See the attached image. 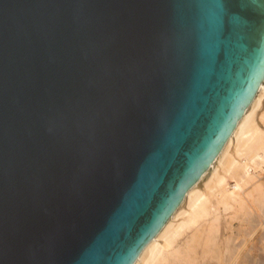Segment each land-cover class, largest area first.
Listing matches in <instances>:
<instances>
[{
    "label": "water",
    "instance_id": "water-1",
    "mask_svg": "<svg viewBox=\"0 0 264 264\" xmlns=\"http://www.w3.org/2000/svg\"><path fill=\"white\" fill-rule=\"evenodd\" d=\"M264 82V0H0V264H135Z\"/></svg>",
    "mask_w": 264,
    "mask_h": 264
},
{
    "label": "bare ground",
    "instance_id": "bare-ground-1",
    "mask_svg": "<svg viewBox=\"0 0 264 264\" xmlns=\"http://www.w3.org/2000/svg\"><path fill=\"white\" fill-rule=\"evenodd\" d=\"M263 91L264 90L262 87L261 91H258V93L256 94V97L253 99L250 111H244V118H243V121L240 123L239 132L233 133L231 136L228 137L224 150L218 155L213 171L203 173L202 183L204 184V187H203L204 191L201 192V190H198L197 188L199 184H195V190L184 193L183 202H185L186 209L181 210L179 213L175 212V214H173L170 217V221L166 225V230L158 233L148 243V248L136 260L135 264H149L151 259L160 250H163V249L168 250L169 248H171L175 240L182 234V232L185 229L189 228L192 225H196L198 220L200 219L202 220V218L204 219V217L207 215V210H208L207 203H209L208 201L211 202V200H209L210 196L214 194H218L220 200H223L225 202L228 201V203L229 201L231 202L236 201L235 198L239 196V193L237 191L242 190L243 186L248 184V181L250 180V176H251V170L253 169L255 170V168L257 167L256 162L259 160L260 163L264 164V134L262 133V131L260 130V128L257 126V124L254 122V119H253V113L259 105ZM261 115H262L261 120L264 123V113ZM229 179H232L234 182V185L232 186V188L235 192L234 191L228 192L227 190L228 181H230ZM200 185L202 186V184ZM252 192L254 193L257 192V197L254 198L252 196L254 198L252 200V205H248V206L246 205L245 214H248L249 216H251L249 218L250 219L249 226L252 228V230H254L257 227V223L259 219L264 217V187L257 185L254 187V190H252ZM252 192H248L246 196L251 197V195H253ZM247 197L245 198L246 200H247ZM220 200L218 202H220ZM218 202L217 204H219ZM248 203L251 204L249 201ZM214 205H216V203ZM251 206H254L253 209H255L256 213L258 214L257 217L253 216V214L255 213L253 214L251 213V209H252ZM213 208H215V206H213ZM210 212L212 213V211ZM238 216H241V215H238ZM178 218L180 221L178 220ZM176 219L179 222L176 221ZM243 224H246V222ZM262 226L263 224L261 223L259 224L258 227H262ZM209 232H207L210 235L208 238L204 237V239H201L200 236L202 233H200L199 237L196 235L194 236L192 234L191 236H194V237L189 239L191 242L188 240V242H190L191 244L192 243L198 244L199 242L203 241L204 250L202 248L201 249L203 250L204 255L205 254L209 255L208 257L205 256L206 257V258L204 257L205 260L200 261V263H198L197 261L196 264L197 263L198 264H264V230L260 234L259 239L257 238L261 245L258 250L259 251L261 250V252H259V254H255L256 251L254 250V247H249L248 249H246V251L243 253L242 256L238 255V253H240L239 251L241 250V248H244L245 246L242 245V247H239L233 244L232 245L229 244L230 245L229 246L228 242L224 244L227 255L223 256V254H221V252L219 251V248H218L219 246L216 241L217 230L215 228H212ZM248 237H250V234L248 235ZM231 242L235 243L234 240ZM256 247H259V246H256ZM169 252L168 254H170V256H173L175 253L177 254L179 253L177 251H174L171 253ZM188 252H189V249H188ZM191 252L192 251H190V253ZM186 255H187L186 258L188 260V262L186 260L187 264H194L196 259L191 257L189 254H186ZM156 257H159V255H157ZM255 257L256 259L253 260Z\"/></svg>",
    "mask_w": 264,
    "mask_h": 264
},
{
    "label": "rangeland",
    "instance_id": "rangeland-1",
    "mask_svg": "<svg viewBox=\"0 0 264 264\" xmlns=\"http://www.w3.org/2000/svg\"><path fill=\"white\" fill-rule=\"evenodd\" d=\"M262 87H263V90H264V82H263ZM257 93H258V91H256V93L254 95V98L256 97ZM263 113H264V91H263V93L261 95V99H260L259 105H258L257 109H255V111L253 113L254 122L257 124V126L260 128V130L264 134V123L261 120V116H262L261 114H263ZM256 166L257 167L255 168V170L254 169L251 170V176H250V180L248 181V184L243 186L242 190H238L237 191L239 193V196L235 198L236 199V201H234L235 203L233 201L232 202L229 201V203H228V201L225 202L223 200H220L218 194H214V195L210 196L209 200H211V202L208 201L209 203H207V207H208L207 209L209 211L207 210V215L204 217V219L202 218V220L201 219L198 220L196 225H192L189 228L185 229L182 232V234L175 240V242H174V244H173V246L171 248H169L168 250H164L163 249L164 251L160 250L152 258L153 261L151 259L149 264H153V263L154 264H187L188 260L186 258V256H187L186 254H189L191 257L196 259L194 264H196L197 261H198V263H200V261L205 260V258H206L205 256H207V257L209 256L207 254L204 255V252H203V250H204V248H203L204 247V242L202 241L203 243L199 242L198 244H193V243L191 244L190 243L191 241L189 239L194 237L195 235L199 237L200 233H202L201 236H200L201 239H204V237L208 238L210 235L207 232H209L212 228H215L217 230V232H216V241H217L218 246H219L218 247L219 251L221 252V254H223V256L227 255L226 249H225V245H224V244H226V242H228V245L229 244L230 245L233 244V245H236V246H239V247H242V245H244L245 247L243 246L244 248H241V250L239 251L242 254L238 253V255H240V256H242L243 253L246 251V249H248L249 247H254V250L256 251L255 254H259V252H261V250L259 251L258 249L260 248L261 245H260L258 239H259L260 234L264 230V217H262L260 219L257 218V219H259V221L257 223V227L254 230H252V228L249 226V220H250L249 218L251 216H249L248 214H245L246 213V210H245L246 205L247 206L248 205H252V200L257 197V192H255V193L252 192V190H254V187L257 186V185H260L261 187H264V184H263L264 183V164L260 163V161L258 160L256 162ZM229 180L230 181H228L227 190H228V192H233L234 190H233L232 186L234 185V182H233L232 179H229ZM201 184H202V186L199 184L197 189L201 190V192H203L204 191V188H203L204 184L202 182H201ZM248 192H252L253 195H251V197H247L246 194ZM246 197H247V200L251 204H249L248 201L245 199ZM219 200H220V202H218ZM217 202L219 204H217ZM215 203H216V205H214ZM183 204H184V206L182 205V210L186 209L185 208L186 207L185 206V202H183ZM239 205H240L241 208L239 207ZM213 206H215V208H213ZM251 207H252L251 213L252 214L255 213V214H253V216L257 217L258 214L256 213L255 209H253L254 206H251ZM215 209H217V210H215ZM210 211H212V213ZM179 212L180 211H178V213ZM242 212H244V213H242ZM238 215H241V216H238ZM240 217H241V219H240ZM178 220H179V218H178ZM178 220L176 219V221H178ZM245 222H246V224L248 226L246 224H243ZM229 223H230L231 226L229 225ZM261 223L263 224V226L262 227H258L259 224H261ZM244 225H246V226H244ZM207 230H209V231H207ZM205 231H206L207 234L205 233ZM192 234L194 236H191ZM246 234H248V235L250 234V237H248V235H246ZM188 240L190 242H188ZM233 240H234L235 243L231 242ZM248 243H250V244H248ZM196 245L197 246L199 245V246L197 247ZM256 246H259V247H256ZM173 247H175V248H173ZM188 249H189V252H188ZM174 251H177L179 253L178 254L175 253L173 256H170V254H168V252L171 253V252H174ZM190 251H192L193 253L192 252L190 253ZM157 255H159V257H156ZM200 257L203 258V259H201ZM255 259H256V257L253 260H255ZM186 260H187V262H186ZM155 262H157V263H155ZM212 262H213V260H212Z\"/></svg>",
    "mask_w": 264,
    "mask_h": 264
}]
</instances>
